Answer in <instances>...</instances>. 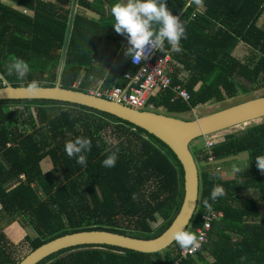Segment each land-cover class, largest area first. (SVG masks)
<instances>
[{
  "label": "trees",
  "instance_id": "obj_1",
  "mask_svg": "<svg viewBox=\"0 0 264 264\" xmlns=\"http://www.w3.org/2000/svg\"><path fill=\"white\" fill-rule=\"evenodd\" d=\"M8 1L31 14L0 0V73L5 77L0 85L4 81L14 85L37 81L52 87L70 7L43 0ZM74 1L99 17L74 10L60 87L87 92L92 76L103 78L106 87L121 84L124 74H134L138 66L124 55L129 46L127 35L116 33L113 27L111 8L118 0ZM165 3L186 28L187 38L180 41L182 51L171 50L173 60L180 64V68L174 65L171 78L172 85H183L190 99L173 100L171 89L158 91L148 100L153 106L150 110L188 113L238 93L249 94L250 84L264 87V28L258 24L264 15V0H203L199 6L194 0ZM238 43L256 51L255 58L241 61L232 55ZM170 48L165 41V49ZM165 49L158 53H165ZM13 57L29 63L31 71L24 79L7 75L6 65ZM179 70L186 72L182 79L177 76ZM76 80L79 85L72 88ZM106 130L113 140L106 138ZM76 137L92 139L86 165L77 164L65 151L66 142ZM116 147V166L103 167L108 150ZM208 149L202 145L194 149L197 163L208 161L209 156L219 161L199 169L198 205L186 230L195 232L202 226V216L209 208L222 215L211 220L208 240L193 256L179 259L182 248L175 241L154 253L80 245L60 249L37 264H264V172L255 160L264 155V123L226 134ZM241 151L248 154L247 165H234V176L222 178L219 169L223 159ZM210 173H216L211 180ZM215 185L223 186L226 194L212 200ZM245 190H251L253 196H241ZM182 200L180 161L171 147L152 133L82 105L47 99L0 100L1 211L9 218L22 216L35 231L34 237H25L30 251L55 237L81 230L153 238L172 223ZM157 218L160 222L151 227ZM11 235L17 236V232ZM12 251V244L0 232V264H17L23 258L15 260Z\"/></svg>",
  "mask_w": 264,
  "mask_h": 264
},
{
  "label": "water",
  "instance_id": "obj_2",
  "mask_svg": "<svg viewBox=\"0 0 264 264\" xmlns=\"http://www.w3.org/2000/svg\"><path fill=\"white\" fill-rule=\"evenodd\" d=\"M74 7H76V1L73 0L65 43L52 87L38 84V90L35 93H29L26 84L14 85L4 81L0 85V100L47 99L82 105L108 113L152 133L167 143L180 161L183 171V200L172 223L153 238L132 237L107 230L74 231L42 243L27 253L17 264H37L60 249L80 245H111L143 253H154L168 248L174 242L170 238V231L180 226L187 229L198 205L199 167L190 148V142L197 137H204L264 117V96L238 103L205 116L184 120L173 115L150 110L138 111L89 93L61 88L59 76Z\"/></svg>",
  "mask_w": 264,
  "mask_h": 264
},
{
  "label": "clouds",
  "instance_id": "obj_3",
  "mask_svg": "<svg viewBox=\"0 0 264 264\" xmlns=\"http://www.w3.org/2000/svg\"><path fill=\"white\" fill-rule=\"evenodd\" d=\"M203 0H194L196 5H201ZM114 17V30L118 34H126L128 47L124 55L131 57L134 64H138L142 59L147 60L149 53L153 50L164 52L165 41L171 45V50L180 53L182 48L180 41L186 39V28L179 16L167 7L165 0H118L111 8ZM177 63V62H176ZM7 75H16L18 79H24L31 71L29 63L22 58L13 57L6 65ZM4 74H0V80L4 79ZM38 82L32 81L28 85L27 91L35 93L38 90ZM87 93V92H85ZM99 146V142H97ZM92 150V139L88 137H76L65 144V151L70 158H75L77 164H87V154ZM109 154L102 161L105 168L116 166L119 148L108 150ZM256 164L259 170L264 172V155L256 157ZM239 171V169H236ZM216 173H210L209 179H213ZM226 191L223 186L215 185L211 191V199L216 200L224 196ZM208 205V201H204ZM182 249L196 251L201 247L202 235L186 230L184 227H176L169 233Z\"/></svg>",
  "mask_w": 264,
  "mask_h": 264
},
{
  "label": "rangeland",
  "instance_id": "obj_4",
  "mask_svg": "<svg viewBox=\"0 0 264 264\" xmlns=\"http://www.w3.org/2000/svg\"><path fill=\"white\" fill-rule=\"evenodd\" d=\"M55 2V4H59V6L63 7V8H67V7H71L73 4V0H53ZM53 3V2H51ZM76 11L77 12H81V13H86L87 11L84 10V8H82L81 6H79L78 4H76ZM74 11V12H76ZM26 12H29L28 10H26ZM93 17L95 19H97L99 16L94 14ZM258 24L264 28V15H262L260 17V19L258 20ZM256 51L250 50L246 45L242 44V43H238L234 49L232 50V55H234L236 58L240 59L241 61L246 60L247 58H255L256 56ZM250 89L251 92L249 94H242V93H238L236 95V97L232 98V99H226L223 102L220 103H213V104H205V105H200L196 108H194L192 111L188 112V113H183V114H170L168 113V111H166V109L163 108H159L156 109L155 112L158 113H163V114H167V115H173L175 117L184 119V120H191L194 118H198L201 116H205L214 112H217L219 110L231 107L233 105H237L238 103H242L244 101L253 99V98H258V97H262L264 96V87L263 88H257L256 84H250ZM57 109V108H55ZM57 110H53V112H56ZM153 111V110H150ZM33 113H35V110H33ZM259 123H264V117L257 119L255 121H251V122H246L243 124H239L237 126L222 130L220 132H216L214 134H209L207 136L204 137H197L196 139H194L192 142H190V148L192 150V152H194V149L198 147V145H202L204 147V141H206V139L208 138H213L214 141H216L219 138H223L226 134H231V133H238L241 132L245 127L250 126L252 124H259ZM28 131H30V129H28ZM109 130H106V132H104L106 138L108 140H113L109 134H108ZM207 147H205L206 149ZM219 158L218 159H210L208 161L205 160H201L200 162H198V167L199 169L202 167V165H206V163H218ZM248 162V154L247 152H239L236 155H231L228 156L226 158L223 159V163H221L222 165L219 167L218 164L215 165L216 169L221 170V176L224 179H229L232 178L235 174V168L234 165L236 166H246ZM62 177L61 174L58 172V183L60 184ZM241 196L246 197V196H253V192L251 190H245L242 191L240 193ZM1 220V219H0ZM2 221H9V223H12V228L9 232V235H5L7 242H9L10 244H12V255L13 258L15 260L21 259L22 257H24L28 252H30V246L28 241L26 240V236L29 237H34L35 236V231L32 229V227L26 222V220L20 216V215H15L13 217H4L2 219ZM160 222V219L157 218L155 222H151L150 226L154 227L156 226L158 223ZM190 227V225H189ZM188 227V228H189ZM15 231L17 232V236H12L11 232ZM171 250H173L171 248Z\"/></svg>",
  "mask_w": 264,
  "mask_h": 264
},
{
  "label": "built area",
  "instance_id": "obj_5",
  "mask_svg": "<svg viewBox=\"0 0 264 264\" xmlns=\"http://www.w3.org/2000/svg\"><path fill=\"white\" fill-rule=\"evenodd\" d=\"M130 61L133 65L138 66V69L134 74H125V85L96 87L89 89L87 93L138 111L153 109L152 105H148V100L158 91L171 89L174 94L173 100L180 99L184 102L189 101L190 95L181 83L172 85L171 73H173V66L177 65V63L172 58L171 48L165 49V53L163 54H159L158 50H153L149 53L147 60L142 59L138 64H134L131 57ZM78 85L79 81H74L72 88H77ZM213 142L215 141L210 137L204 141V146L208 149ZM7 146H9V143H7ZM210 159L214 158L209 156ZM21 177L24 178L23 174H21ZM221 215V211L214 212L209 208L207 214L202 216V226L195 229L198 235H202L201 247L208 240L211 220L218 219ZM196 251L182 249L179 251V259L193 256Z\"/></svg>",
  "mask_w": 264,
  "mask_h": 264
},
{
  "label": "crops",
  "instance_id": "obj_6",
  "mask_svg": "<svg viewBox=\"0 0 264 264\" xmlns=\"http://www.w3.org/2000/svg\"><path fill=\"white\" fill-rule=\"evenodd\" d=\"M43 1H49V2H53V3H55L53 0H43ZM2 2L4 3V4H6V5H8V6H10L11 8H15V9H17V10H20V11H24V12H26V10L25 9H22L21 7H19L18 5H16V4H14L13 2H10V1H8V0H2ZM59 5V4H58ZM74 10H76V8H74ZM84 10H88L86 13H84V14H86L87 16H89V17H91V18H94L93 17V15L94 14H96V15H98L97 13H95V12H93V11H91V10H89V9H84ZM29 11V10H28ZM29 14H31V11H29L28 12ZM99 16V15H98ZM95 19V18H94ZM176 67H179L180 68V64L179 63H177V66ZM175 71V67L173 66V72ZM126 74V73H125ZM125 74H124V79H122V83L121 84H117V83H113L112 85H125L126 84V80H125ZM177 76H178V78H180V79H182L184 76H186V72L185 71H181V70H179L178 72H177ZM76 81H79V80H76ZM112 85H110V87H112ZM96 87H106V85H105V82H104V79L103 78H97V77H95V76H92L91 77V85H90V88L89 89H94V88H96ZM197 87H198V85H197ZM4 217H6V216H4V214L2 213V211H1V205H0V232H2V233H4L5 235H9V232H10V230H11V228H12V223H9V221H7V223H6V221H2V219L4 218Z\"/></svg>",
  "mask_w": 264,
  "mask_h": 264
}]
</instances>
